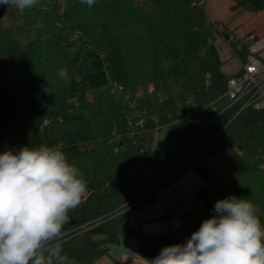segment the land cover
I'll use <instances>...</instances> for the list:
<instances>
[{
	"label": "trees",
	"instance_id": "1",
	"mask_svg": "<svg viewBox=\"0 0 264 264\" xmlns=\"http://www.w3.org/2000/svg\"><path fill=\"white\" fill-rule=\"evenodd\" d=\"M68 5L61 11L58 0H40L25 9L27 24L43 29L26 42L3 24L4 16L0 20V151L7 149L9 139L15 150L59 144L79 167L89 191L69 213L76 223L67 224L64 232L110 216L137 194L127 174L143 176L150 166L146 139L156 118L162 127H172L176 137L175 147L159 150L157 191L189 168L209 181L210 166L200 159L207 152L230 159L224 171L233 176L191 214V234L215 215L216 201L229 195L249 198L264 222V111L250 107L235 116L234 110H213L211 102L226 90L231 75L222 71L208 48L221 31L204 5L194 0H96L91 7L69 0ZM233 7L259 13L264 0H235ZM39 47L45 61L63 57L58 70L67 69V82L53 75V67L45 70L49 76L41 74L36 64ZM83 52L88 54V72L106 70L104 84L89 86L84 73L76 72ZM176 57L183 73L180 91L165 73L166 61ZM189 94L197 102L198 122L178 114L179 96ZM137 110H146L143 127L136 125ZM133 208L63 237L64 252L76 264L93 263L107 253L105 245L130 232ZM182 226L168 235L138 232L139 254L150 260L164 246L183 243L191 235H178Z\"/></svg>",
	"mask_w": 264,
	"mask_h": 264
},
{
	"label": "clouds",
	"instance_id": "2",
	"mask_svg": "<svg viewBox=\"0 0 264 264\" xmlns=\"http://www.w3.org/2000/svg\"><path fill=\"white\" fill-rule=\"evenodd\" d=\"M91 7L96 0H80ZM40 0H0L23 11ZM67 82V69L58 71ZM88 182L62 146L27 145L0 153V264H76L64 252L69 213ZM249 198L217 200L215 215L183 243L164 246L145 264H264V223Z\"/></svg>",
	"mask_w": 264,
	"mask_h": 264
},
{
	"label": "crops",
	"instance_id": "3",
	"mask_svg": "<svg viewBox=\"0 0 264 264\" xmlns=\"http://www.w3.org/2000/svg\"><path fill=\"white\" fill-rule=\"evenodd\" d=\"M234 3L235 0H204V7L209 20L214 24L221 25L238 35L252 33L262 36L264 27L260 22L264 20V10L254 13L243 10L241 7L234 8ZM231 54L240 63L239 56L233 54L232 50ZM213 158L211 161L219 164L222 174L220 172L219 176L210 182L209 193L211 192L212 196L221 190L225 183L224 179H226L224 176L227 175L224 173L226 158L222 155ZM204 188L205 182L202 181L198 173L192 168L185 170L175 180L152 194L149 202L134 207L128 216L130 232L126 235L120 233L116 240L105 245L108 249L107 253L98 257L91 264H145V258L138 252L137 233L140 232L148 236L168 235V233L179 230L187 216L202 206L200 194ZM131 213L134 214L133 218H131ZM149 218L152 219L148 223Z\"/></svg>",
	"mask_w": 264,
	"mask_h": 264
},
{
	"label": "built area",
	"instance_id": "4",
	"mask_svg": "<svg viewBox=\"0 0 264 264\" xmlns=\"http://www.w3.org/2000/svg\"><path fill=\"white\" fill-rule=\"evenodd\" d=\"M58 2L61 11H64L69 6V0H58ZM194 2L198 6L204 5V0H194ZM216 28H219L221 34L231 46L232 53L239 56L240 69L228 78L226 90L211 102L213 110L216 111L217 114H220L224 110H234L235 116L241 110L250 107L258 111H264V34L262 36H256L252 33L238 35L236 32H232L221 25H216ZM240 51L244 52L243 56L239 55ZM141 94L142 92L139 90L137 95ZM178 100V102H180V108L178 109V114L180 116L190 117L194 119L195 122L201 119L200 112L197 109V102L193 94H189L183 99L180 96ZM145 112L146 110H137L135 113L136 125L139 127L144 126L145 117L143 116ZM130 124H132V120H130ZM161 128L163 127L156 118L155 124L148 130L147 134V136L151 135L153 141V148L149 149L147 147L152 151L150 166L146 168L143 176L135 175L133 171H129L127 180L132 186L138 188V192L135 196L126 200L122 206L119 207L118 211L113 213L114 215L119 212H124V210L144 205L147 199L158 190V186H155V183L159 175H154V171L157 170L159 164L158 158L160 152L156 143ZM0 153L2 152L0 151ZM113 214L110 216H113ZM110 216L105 217L103 215L97 217L76 226L75 229L79 228L81 230L88 228V226H96V224L103 222L104 219L110 218ZM72 230H74V228Z\"/></svg>",
	"mask_w": 264,
	"mask_h": 264
},
{
	"label": "rangeland",
	"instance_id": "5",
	"mask_svg": "<svg viewBox=\"0 0 264 264\" xmlns=\"http://www.w3.org/2000/svg\"><path fill=\"white\" fill-rule=\"evenodd\" d=\"M243 10H248L247 8H242ZM250 11V10H249ZM2 22L6 26H10L15 29V32L17 36L21 39L22 42H26L27 40L31 38H36L37 33L42 31V27L39 25H33V24H27V21H25L24 17V10L20 11L17 10L16 8H8L6 14L4 15ZM220 22V21H219ZM261 25L264 27V20H261ZM215 25V24H214ZM216 26V25H215ZM48 29V27H47ZM40 46V45H39ZM209 50L212 53L213 57L215 60L218 62L220 65L222 71H224L225 74L227 75H233L240 69V63L236 59V57L232 56L231 54V49L230 45L228 42H226L224 36H222L221 33H218L213 39L209 41ZM58 49V48H56ZM45 53L42 54V50L39 47V54L36 57V64L38 65V70H40L41 74L45 72L46 68L48 67H53V75L58 76V68H61V62L63 60V57L59 61L56 62V58L54 57L51 61L46 60L45 61ZM77 66H76V72L78 74L84 73V75L87 78L89 86H95V85H100L104 84L105 81L108 79V75L106 74L105 69H99L96 71H90L88 72L87 67H88V54L86 52H83L77 61ZM165 73H167V78L169 83L176 89L179 90L181 89V81H182V67L179 58H170L166 61L165 63ZM49 76V73L46 71L45 72V77ZM180 97V96H179ZM29 125V123H27ZM160 134L156 143V146L158 149H165V148H170V147H175L176 145V137H175V132L173 131L172 127L170 126H164L160 130ZM11 132L10 134H12ZM9 134V135H10ZM153 141L151 138V135L147 136L146 139V146L151 149L153 148ZM7 149H14V142L13 139H9L7 141ZM228 158V157H227ZM201 161L204 163L205 166H209L210 173H212L211 179L209 181L205 182V188L200 194V199L204 200L210 199L212 197L211 192L209 193L210 190V182L213 181L217 176H219V173L221 172V168L219 167V164L216 166V162L211 161L213 158V155L208 152L203 154L201 156ZM226 163L228 164L230 159H227ZM219 163V162H218ZM227 167V165H226ZM224 173H228L227 171H224ZM222 174V172H221ZM233 176V175H232ZM231 176V177H232ZM224 177H227L224 179L225 183L228 181L229 178L227 175ZM215 195V194H214ZM213 195V196H214ZM202 197V198H201ZM128 200V199H127ZM126 201V200H125ZM124 201V202H125ZM191 216V214H190ZM190 216H187L186 223L183 224L182 229L180 230L178 235H186L189 236L191 235V230H192V225L191 222H189ZM134 217V214L131 213V218ZM111 218V216H110ZM110 218L104 219L110 220ZM152 218H149L148 223L150 222ZM74 228V230H72ZM76 227H72L68 229L67 231L64 232V237L67 236H72L74 234L81 233V231L87 230L91 227L88 226L86 229H75ZM135 228V227H133Z\"/></svg>",
	"mask_w": 264,
	"mask_h": 264
},
{
	"label": "water",
	"instance_id": "6",
	"mask_svg": "<svg viewBox=\"0 0 264 264\" xmlns=\"http://www.w3.org/2000/svg\"><path fill=\"white\" fill-rule=\"evenodd\" d=\"M6 6L7 5H0V20L4 16V14H5L6 10H7ZM74 223H76V221L70 219V222L68 224L70 225V224H74Z\"/></svg>",
	"mask_w": 264,
	"mask_h": 264
}]
</instances>
